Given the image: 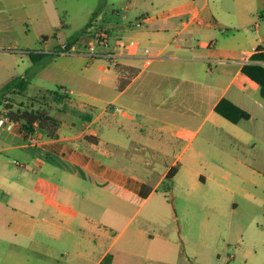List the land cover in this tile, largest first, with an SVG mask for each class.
<instances>
[{"label":"crops","instance_id":"0c3cea01","mask_svg":"<svg viewBox=\"0 0 264 264\" xmlns=\"http://www.w3.org/2000/svg\"><path fill=\"white\" fill-rule=\"evenodd\" d=\"M217 1L226 4L224 10L211 7V0H168L166 9L132 16L137 0H127L122 18L98 23L107 29L106 47L115 63L134 70L127 76L109 66L111 99L101 106L72 97L78 111L91 107L95 113L89 120L78 115L81 122H72L75 131L67 135L60 124L57 138L38 128L31 134L21 127L15 132L3 123L0 242L6 264H100L107 254L111 264L178 263L165 205L150 200L169 169L178 165L173 183L187 177L198 185L208 176L227 177L235 162L255 172L245 157L264 166V154L239 152L240 146L264 144V98L259 84L242 72L247 63L264 66V60L250 59L258 47L264 50V0ZM228 2L236 4L233 11ZM220 13H234L240 25L222 21ZM235 26L246 30L248 47L224 38ZM120 76L129 79L122 89ZM222 97L250 117L232 122L220 115L215 105ZM209 140L222 147L224 162L205 171L201 160ZM143 184L152 187L145 198Z\"/></svg>","mask_w":264,"mask_h":264},{"label":"rangeland","instance_id":"374dc122","mask_svg":"<svg viewBox=\"0 0 264 264\" xmlns=\"http://www.w3.org/2000/svg\"><path fill=\"white\" fill-rule=\"evenodd\" d=\"M125 3L127 0H0V87L14 76H25L28 80L27 88L21 93L5 96L0 114H6L5 104H11L13 110L43 108L60 119L62 135L75 131L70 124L81 122L83 113L94 115L91 107L78 113L72 97L90 99L101 106L105 99L113 97L114 93L110 92H114V77L109 66L114 65V61L103 56L109 51L106 47L108 32L106 37H99L93 26L103 23L106 17L122 18L121 6ZM227 5L232 11L236 6L233 2ZM225 6L221 1L213 4L211 0V7L217 11L224 10ZM166 8L168 0H137L130 14L156 13ZM93 13L92 24L81 32ZM207 13V10L202 13L204 18ZM220 17L222 21L240 25L234 13H220ZM230 31L233 32L224 35L226 41H231L233 46L248 47L243 43L247 35L243 27L235 26ZM260 32L264 36V27ZM75 35L80 37L70 52L54 56L46 64L33 63L30 59L29 51L50 52ZM113 41L112 38L111 45ZM212 66L214 70V63ZM56 91L67 95L64 101L55 99ZM3 122L1 118L0 137L6 136ZM13 126L16 132L21 123ZM207 126L199 131L190 149L201 139ZM221 148L210 140L207 142L201 160L203 170L208 171L213 163L224 162ZM247 151L262 156L264 144L257 141L240 146V153ZM243 159L251 163L255 172H246L242 163L235 162L233 167L228 166L232 173L227 177L208 176L198 185L187 177H177L171 190L164 189L169 183L165 180L151 197L152 202L165 205L162 211L171 233V244L180 256L179 262L174 264H264V166L260 159L256 162L248 157ZM151 177L155 182L158 173ZM216 181L225 188L219 187ZM0 264H6V247L1 242Z\"/></svg>","mask_w":264,"mask_h":264},{"label":"trees","instance_id":"16d2710c","mask_svg":"<svg viewBox=\"0 0 264 264\" xmlns=\"http://www.w3.org/2000/svg\"><path fill=\"white\" fill-rule=\"evenodd\" d=\"M94 13L91 16V19L85 24L81 32L85 31L87 27L92 24L94 20ZM80 35L72 36L68 43L62 47H56L50 52H33L29 51V57L33 63L43 62L44 64L48 63L54 56H59L61 53H68L71 51L72 46ZM252 61L255 60H264V50L261 47H258L250 56ZM114 68L116 72L126 74L127 76L131 75L134 70L131 67L121 66L119 63H114ZM242 72L248 75L251 79L256 81L260 86V94L264 98V66L258 63H247L243 65ZM118 87L122 89L124 85L128 82L127 77H119ZM28 80L25 76H14L5 84L0 87V105L5 101V96L11 93L19 94L27 88ZM55 99L58 102L64 101L67 95L63 92L56 91L54 92ZM6 116L12 120L14 123H21V131L24 134H31L35 129H40L46 133V136L49 138L58 137V129L60 127L61 121L59 118L51 115L47 110L43 108H34V107H23L12 109L11 104H5ZM215 111L220 115L224 116L232 122H237L240 119H248L250 113L247 110L242 109L229 99L222 97L218 103L215 105ZM78 113H81L78 111ZM91 114L83 113L85 119H90ZM87 139L96 141L93 136H85ZM178 170V165L172 166L166 174L165 180L169 183L164 186L165 190L171 189L172 179ZM164 180V181H165ZM164 183V182H163ZM152 187L143 184L140 190L141 198L147 197L150 193ZM112 255L107 254L100 264H111Z\"/></svg>","mask_w":264,"mask_h":264},{"label":"built area","instance_id":"2783aa9c","mask_svg":"<svg viewBox=\"0 0 264 264\" xmlns=\"http://www.w3.org/2000/svg\"><path fill=\"white\" fill-rule=\"evenodd\" d=\"M93 28H95L96 29V31H97V35L99 36V37H106V35H107V29L105 28V27H103L102 25H99V24H96V25H94L93 26ZM145 53L147 54V58L148 59H151L153 56L150 54V51L148 50V49H145ZM103 56H105L107 59H111V60H113L114 61V63H115V58H116V56L114 55V53H112V52H105L104 54H103ZM209 68H211V66H208ZM114 110L115 111H117V112H121L122 111V109L120 108V107H115L114 108ZM1 118H4V124L5 125H7V127L8 128H11L15 123L12 121V120H10L7 116H6V114H0V120H1Z\"/></svg>","mask_w":264,"mask_h":264}]
</instances>
